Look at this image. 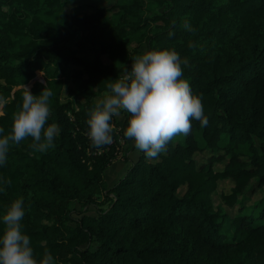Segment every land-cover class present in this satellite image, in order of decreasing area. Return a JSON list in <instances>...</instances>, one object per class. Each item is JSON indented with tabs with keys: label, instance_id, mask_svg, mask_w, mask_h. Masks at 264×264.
Listing matches in <instances>:
<instances>
[{
	"label": "trees",
	"instance_id": "16d2710c",
	"mask_svg": "<svg viewBox=\"0 0 264 264\" xmlns=\"http://www.w3.org/2000/svg\"><path fill=\"white\" fill-rule=\"evenodd\" d=\"M75 1L0 0V129L11 131L27 83L52 90L48 122L60 127L45 152L31 137L10 146L0 213L22 197L34 255L55 264H264V0H153L148 16L141 0L91 12ZM151 48L188 58L183 76L208 123L192 121L157 158L126 149L107 185L127 117L113 118L100 149L86 118ZM222 180L229 190L217 192Z\"/></svg>",
	"mask_w": 264,
	"mask_h": 264
},
{
	"label": "clouds",
	"instance_id": "9594fccd",
	"mask_svg": "<svg viewBox=\"0 0 264 264\" xmlns=\"http://www.w3.org/2000/svg\"><path fill=\"white\" fill-rule=\"evenodd\" d=\"M184 27L191 30L189 22ZM189 64L174 48L146 49L131 59L124 74L111 79L108 91L96 99L86 118V135L97 149L112 143L114 117L124 113L127 117L123 135L146 158H157L166 151L168 143L178 134L188 135L192 121L206 126L200 97L193 93L183 76V66ZM18 110L13 115L11 131L0 129V166L7 160L10 146L31 137V147L45 152L54 146L60 127L48 122L50 98L47 87L37 94L26 86ZM6 103L0 97V104ZM0 180V192L4 191ZM25 215L23 198L10 202L0 213V264H55L54 256L47 250L37 259L30 236L23 231Z\"/></svg>",
	"mask_w": 264,
	"mask_h": 264
},
{
	"label": "rangeland",
	"instance_id": "374dc122",
	"mask_svg": "<svg viewBox=\"0 0 264 264\" xmlns=\"http://www.w3.org/2000/svg\"><path fill=\"white\" fill-rule=\"evenodd\" d=\"M132 0H77L74 2V6H77L82 10V12H91L93 8L95 7H112L116 3L121 2H131ZM142 6H143V14L145 16L151 15L155 13V11H158L159 9L155 6V2L153 0H141ZM80 10V11H81ZM42 73L40 71L36 72V78L39 80H42L41 77ZM23 86L29 87L30 83H27ZM64 93V92H63ZM105 93V92H104ZM99 98V97H98ZM124 113H121L119 116H116L115 118L118 121H122L124 117ZM122 142V141H121ZM133 146V142L128 139L127 142L121 143L117 148L118 155L116 158H114L111 162V164L107 167V169L104 171V181L107 185H112L115 183L120 176L124 173L126 170L128 163L125 162L123 159L124 152L126 150V156H128L130 159H134L137 154V149L131 150L130 148ZM129 149V150H128ZM216 166L221 167V165L217 164ZM231 182L229 180H222L218 183L217 192L221 189L228 191L229 186ZM182 191V190H181ZM75 206H79L78 204H74Z\"/></svg>",
	"mask_w": 264,
	"mask_h": 264
},
{
	"label": "water",
	"instance_id": "95a60500",
	"mask_svg": "<svg viewBox=\"0 0 264 264\" xmlns=\"http://www.w3.org/2000/svg\"><path fill=\"white\" fill-rule=\"evenodd\" d=\"M34 79H36V77H35V78H33L31 81H33Z\"/></svg>",
	"mask_w": 264,
	"mask_h": 264
}]
</instances>
